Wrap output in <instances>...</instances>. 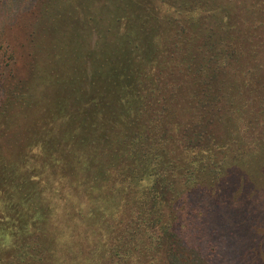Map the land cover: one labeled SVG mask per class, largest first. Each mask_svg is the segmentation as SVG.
Here are the masks:
<instances>
[{"label":"trees","instance_id":"1","mask_svg":"<svg viewBox=\"0 0 264 264\" xmlns=\"http://www.w3.org/2000/svg\"><path fill=\"white\" fill-rule=\"evenodd\" d=\"M212 1L46 2L38 21L45 39L37 43L18 97L9 102L33 163L0 142V243L16 260L63 264L60 255L68 254L67 264H142L138 253L150 244L149 234L139 238L136 221L144 224L146 207L147 229L161 225L176 190L190 191L196 182V160L206 167L242 165L250 153L248 167L260 163L264 134L254 143L241 138L246 103L239 99L236 106L225 94L224 69L234 60L195 28L205 22L203 2ZM257 81L241 83L256 111L247 103L243 118L252 114L264 133ZM212 106L229 112L227 119L232 115L222 124L225 139L205 133ZM61 111L67 122L60 129ZM63 136L68 150L60 144ZM197 222L189 217L186 231L199 242L206 233Z\"/></svg>","mask_w":264,"mask_h":264},{"label":"rangeland","instance_id":"2","mask_svg":"<svg viewBox=\"0 0 264 264\" xmlns=\"http://www.w3.org/2000/svg\"><path fill=\"white\" fill-rule=\"evenodd\" d=\"M258 1L214 0L206 5L203 2L202 10L205 9L207 15L203 16L204 19L201 21L205 22L195 27L198 34L207 42L223 51L226 50L229 60H234L233 64L225 68L232 71L231 74H225L224 69L226 76L224 80L227 85L224 88L226 96L230 94L231 102L236 106L240 105L237 103L239 99L246 103L242 110L243 116L248 110L247 103L252 108L255 104L252 102L250 92L244 86L242 88L241 83L244 84L247 79L252 80L253 77L257 78L259 83L257 94L264 99V2ZM46 2L49 0H0V123L4 125V128L0 127L3 128L0 142L9 153L19 149L21 156L30 164L33 163L31 152L25 148L20 127L16 124L18 118L15 107L9 102L18 97L17 90L26 80L30 72L29 67L35 60L37 43L45 39L43 33L39 31L38 21L42 16V9L48 4ZM200 25L203 28L201 34ZM187 29L191 32L193 27L188 26ZM93 40L91 38L88 42L91 43ZM71 47L75 48V44L69 45L68 54ZM253 51L257 53L252 55ZM255 71H258L256 75ZM69 84L68 81L65 89H69ZM237 87L243 90L239 95ZM106 101L111 103L112 99ZM223 101L221 98L219 107ZM216 110L215 106H212L206 112L208 127L205 133L213 139H225L227 134L226 130L222 129V124L227 125L233 118L231 115V118L227 119L230 113L223 108L222 113ZM239 112L241 113V109ZM254 112L256 113L253 108L252 114ZM252 114L249 113L244 118L242 116L241 119L244 121L240 136L254 143L259 141L264 133H261V121L252 123L256 121ZM233 117L237 118L236 113ZM96 118L98 125H101L103 122L101 113L97 112ZM66 122L67 116L61 111L58 116L60 129ZM191 128L192 125H189L187 131ZM67 143L63 136L60 144L65 150H68ZM240 145L244 146L242 143ZM241 151L242 149L238 150L239 153ZM257 155L256 158L261 157L260 163L257 166L250 164L253 166L251 168L247 165L252 158L250 153L249 158L247 155L244 157L242 165L235 163L236 161H229L218 168L206 167L209 165L196 160L192 166L199 167V172L194 170L196 182L190 185V191L182 193L176 190L175 194L178 196L174 198L171 208L167 209V216L162 219L161 225L152 230L147 229L145 224L150 215L148 216L146 207L143 210L144 224L139 222L140 220L136 221L138 237L141 238L147 232L150 242L146 249L138 253L140 262L264 264V144L262 152ZM142 202L147 207L150 206L146 197ZM129 205V210L136 213L137 207L132 208L131 203ZM191 216L199 220L197 223H200L201 231L206 233L203 241L196 242L195 238L190 236L189 229L186 231ZM202 236L204 237V234ZM53 237L54 235L48 236L51 244ZM64 237L62 236L63 242ZM1 239L3 240L0 236V242ZM65 239L68 242L67 237ZM2 244L0 243V264H23L7 252L10 246ZM64 249L67 251L70 248L65 245ZM60 256L63 259L61 263L67 264L68 254Z\"/></svg>","mask_w":264,"mask_h":264}]
</instances>
